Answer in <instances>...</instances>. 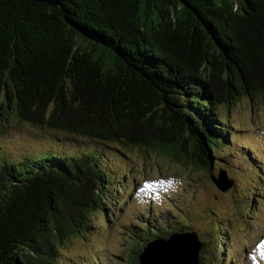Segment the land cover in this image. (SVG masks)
<instances>
[{
    "label": "trees",
    "instance_id": "16d2710c",
    "mask_svg": "<svg viewBox=\"0 0 264 264\" xmlns=\"http://www.w3.org/2000/svg\"><path fill=\"white\" fill-rule=\"evenodd\" d=\"M242 97L264 100V0H0V115L13 105L74 152L0 161V264H55L63 240L112 210L121 165L72 138L118 158L130 146L161 151L214 182L216 151L238 129L219 107ZM216 220L198 264H221L229 218ZM153 224L151 240L189 232Z\"/></svg>",
    "mask_w": 264,
    "mask_h": 264
},
{
    "label": "rangeland",
    "instance_id": "374dc122",
    "mask_svg": "<svg viewBox=\"0 0 264 264\" xmlns=\"http://www.w3.org/2000/svg\"><path fill=\"white\" fill-rule=\"evenodd\" d=\"M12 106L7 116L0 115V161L18 163L27 155L41 159L74 154L69 142L54 140L68 139L66 134L18 120ZM219 111L238 128L233 141L216 151L214 175L219 177L220 163L228 180L234 182V189L225 192L210 175L209 180L206 168L205 173L200 166L161 151L130 146L122 148L125 158H118L113 157L110 145L86 137L72 138L74 149L80 152L94 145L102 147L101 151L110 155V163L121 165L117 176L122 182L115 179L112 184V210L97 213L93 229L63 240L55 264H137L144 244L155 238L156 230L146 234L149 224L153 227L158 221L166 232H196L200 241L208 240L215 219L227 218L226 223L216 220L221 228L227 224L229 233L228 244L223 245L226 253L219 254L221 264H264V256L257 251L264 241V100L242 97L230 110L221 105ZM119 183L123 191L117 190ZM249 205L251 211L247 212ZM183 220L190 223L189 228ZM134 225L143 226V231ZM214 236L218 233L210 238Z\"/></svg>",
    "mask_w": 264,
    "mask_h": 264
},
{
    "label": "water",
    "instance_id": "95a60500",
    "mask_svg": "<svg viewBox=\"0 0 264 264\" xmlns=\"http://www.w3.org/2000/svg\"><path fill=\"white\" fill-rule=\"evenodd\" d=\"M45 2L52 6L65 0H33ZM215 184L223 191H228L232 183L226 173L213 177ZM201 244L196 233H174L168 238L149 241L138 255L139 264H198Z\"/></svg>",
    "mask_w": 264,
    "mask_h": 264
},
{
    "label": "snow or ice",
    "instance_id": "6c2138e0",
    "mask_svg": "<svg viewBox=\"0 0 264 264\" xmlns=\"http://www.w3.org/2000/svg\"><path fill=\"white\" fill-rule=\"evenodd\" d=\"M145 186L147 187L148 185ZM257 251L261 252V255L264 256V241H262L261 244L257 245ZM253 260H256L255 256H253Z\"/></svg>",
    "mask_w": 264,
    "mask_h": 264
}]
</instances>
